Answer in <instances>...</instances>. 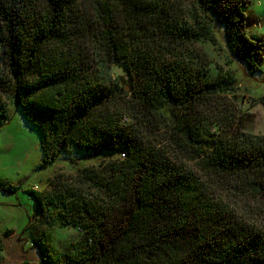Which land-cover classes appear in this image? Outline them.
<instances>
[{"label":"trees","instance_id":"trees-1","mask_svg":"<svg viewBox=\"0 0 264 264\" xmlns=\"http://www.w3.org/2000/svg\"><path fill=\"white\" fill-rule=\"evenodd\" d=\"M253 1L0 0V84L43 162L127 150L51 180L50 205L84 236L57 259L33 240L40 264H264V134L232 110L235 73L214 77L199 48L219 29L227 63L263 73ZM9 110L0 98V125Z\"/></svg>","mask_w":264,"mask_h":264},{"label":"rangeland","instance_id":"rangeland-1","mask_svg":"<svg viewBox=\"0 0 264 264\" xmlns=\"http://www.w3.org/2000/svg\"><path fill=\"white\" fill-rule=\"evenodd\" d=\"M245 11L248 34L264 39V0H254ZM199 46L210 59L214 77L220 72L219 68L235 73L238 88L229 96L232 110L244 119L246 131L264 134V72L250 75L246 64L240 60L228 64L227 58L232 56L223 31L219 29L213 41H199ZM112 71L114 77L125 76L118 65L113 66ZM0 74L8 81L1 60ZM0 98L10 108V119L0 125V183L4 184V189L0 188V261L5 258L4 264L25 260L40 264L42 257L39 258V251L33 247V240L41 241L46 254L57 259L63 252L77 248L84 233L81 228L63 224L59 209L50 205L48 192L52 190L51 180L63 175L56 184H67L65 179L80 166L127 156V150L123 148L111 153L103 149L88 153L75 151L67 156L61 154L54 162L44 163L39 129L13 106L11 93L5 91L1 84ZM33 193L41 196L40 201H45L43 209L39 204L36 215Z\"/></svg>","mask_w":264,"mask_h":264},{"label":"crops","instance_id":"crops-1","mask_svg":"<svg viewBox=\"0 0 264 264\" xmlns=\"http://www.w3.org/2000/svg\"><path fill=\"white\" fill-rule=\"evenodd\" d=\"M1 246H2V245H1ZM2 247H3V246H2ZM2 247H1V248H2ZM37 251H38V249H37ZM35 255H36V254H35ZM39 258H40V254H39ZM3 260H4L3 262H1V261H0V262L4 264V262H5V258H3ZM39 261H40V260H39ZM15 264H38V263H30V262H28V261L25 260V261H21V262L18 261V262H16Z\"/></svg>","mask_w":264,"mask_h":264}]
</instances>
